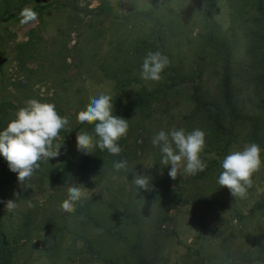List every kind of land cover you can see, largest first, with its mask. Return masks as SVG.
<instances>
[{"label":"rangeland","instance_id":"374dc122","mask_svg":"<svg viewBox=\"0 0 264 264\" xmlns=\"http://www.w3.org/2000/svg\"><path fill=\"white\" fill-rule=\"evenodd\" d=\"M25 6L38 13L29 24L20 23ZM208 12L217 23V35L234 54L235 100L264 122L259 71L247 53L256 13L243 0H0V120L4 117L8 124L33 98L53 103L69 120L54 141L62 142L61 154L41 161L30 181L21 184L15 172L7 181L0 177L1 220L16 246L13 264H110L87 246L85 235L99 239L115 264H141L128 246L101 239L82 215L61 210L74 184L86 194L75 209L84 204L108 220L132 198L143 218L146 258L154 264H264V145L258 144L262 166L252 177L247 197H233L217 183L221 162L254 142L250 125L237 124L225 153L229 137L218 140L209 133L194 101L197 86L204 98H221L223 62L206 43ZM156 19L181 69L170 89L172 81L163 74L160 81L140 76L149 51L138 52L136 45L153 39ZM119 79L126 83L123 100L131 104L143 88L160 89L161 94L127 119L122 151L115 155L116 162L127 161V171H116L109 162L100 163L96 172L98 162L89 158L63 183L53 181L50 171L83 153L76 136L90 131L77 121V114L91 97H114ZM173 127L205 132L203 172L178 173L175 180L169 176L171 165L161 164L160 150L151 141L160 130ZM5 167L9 169L0 155V176ZM135 175L149 177L151 189L135 185ZM9 199L17 204L11 212L5 207Z\"/></svg>","mask_w":264,"mask_h":264},{"label":"clouds","instance_id":"9594fccd","mask_svg":"<svg viewBox=\"0 0 264 264\" xmlns=\"http://www.w3.org/2000/svg\"><path fill=\"white\" fill-rule=\"evenodd\" d=\"M20 23L29 24L35 21L38 13L25 6L19 13ZM170 64L169 59L160 51H149L143 59L140 76L144 80L160 81L161 73ZM112 97L101 93L91 97L85 110L79 111V123L93 124V133L78 132L77 149L85 154L93 153L96 148L102 152L107 150L112 155L121 153L118 141L127 135L128 120L113 114ZM69 124L66 116L58 114L56 107L50 102L30 99L14 113L6 128L0 130V155L7 161L11 171L17 173L18 182L25 184L41 167V161L58 157L61 143H54L62 129ZM71 129L68 130L70 132ZM152 144L158 147L162 156L161 164L171 165L169 176L175 180L178 173L195 176L207 168L200 153L205 148V132L199 128L185 132L183 128L173 127L166 132L160 130L153 138ZM261 148L257 143H250L242 150L226 155L221 162L222 172L217 183L227 187L235 198L245 199L248 189L252 187L253 175L261 169ZM116 171H127V161L114 162ZM133 183L140 189H151L150 178L135 175ZM67 199L61 204V210L75 212V205L82 201L86 194L82 188L74 184L67 189ZM11 212L16 201L9 199L5 205Z\"/></svg>","mask_w":264,"mask_h":264},{"label":"trees","instance_id":"16d2710c","mask_svg":"<svg viewBox=\"0 0 264 264\" xmlns=\"http://www.w3.org/2000/svg\"><path fill=\"white\" fill-rule=\"evenodd\" d=\"M245 5L249 4L250 7L254 8L255 15L252 17L254 28L251 32L250 44L247 49V53L251 58V66H253L259 72V83L261 86V103L260 107L264 109V0H243ZM14 15V14H13ZM9 15V17H13ZM7 16L6 19H9ZM206 22V43L208 46H212L216 53L220 56L223 62V75H222V90L221 98L208 99L204 98L198 92V86L194 93V101L205 116L209 133L213 134L215 139L223 140L227 138L224 146V152L227 153L228 145L231 143L232 138L229 136L233 134L234 128L239 123H248L251 128V136L254 142L259 145H264V122L261 116L255 112H251L243 107H240L234 98V70H233V51L230 44L225 40L219 38L217 35V23L213 19L211 12L207 13ZM160 20L156 19L152 29V40L143 39L136 45V51H160L166 56L170 64L161 73L172 81L169 85V89L174 87L176 80L181 75L180 67L173 61L172 52L167 43L166 35L164 30L159 27ZM132 63V62H131ZM118 92L112 97L113 103V114L124 119H128L135 108L139 110H145L151 103L152 98H157L160 94V89L157 91H150L143 88L140 98L133 104L123 100L121 89L126 86V83L119 79L117 83ZM167 89V90H169ZM4 117L0 120V130L4 129L7 125ZM86 128L93 133L94 125L83 123ZM122 138L118 141L121 146ZM115 155L110 154L107 150L100 151L96 148L93 153H77L70 157L66 161L57 165L49 176L53 181L63 183L66 181L72 173H77L76 167L83 166L87 159H92L95 163L98 162L96 172L99 171L100 163H114ZM119 162V161H117ZM42 163V162H41ZM41 168V167H40ZM39 168V169H40ZM38 169V170H39ZM98 169V170H97ZM4 174L0 177L5 181L9 180L14 174L13 171L4 168ZM131 204H125V208L117 212V216L113 220L106 219L105 216H101L100 213L95 212L91 207L81 204L75 209L73 215H82L84 217L85 224L91 228H95L101 239L108 238L118 243L128 246L135 254L136 258L141 264H154L146 258L145 252V241L143 239L141 225L143 218L138 207L132 204V198L130 199ZM119 215V216H118ZM87 246L101 256L105 261L110 264L113 262L112 256L106 252L103 244L99 239L85 235ZM16 256V246L8 236L0 215V264H13Z\"/></svg>","mask_w":264,"mask_h":264}]
</instances>
